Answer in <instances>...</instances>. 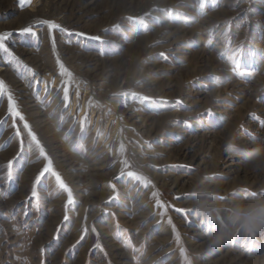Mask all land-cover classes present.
I'll return each mask as SVG.
<instances>
[{"label":"rangeland","instance_id":"rangeland-1","mask_svg":"<svg viewBox=\"0 0 264 264\" xmlns=\"http://www.w3.org/2000/svg\"><path fill=\"white\" fill-rule=\"evenodd\" d=\"M139 16L144 25L128 19ZM43 20L71 33L53 30L55 52ZM29 26L35 34L20 31ZM5 32L20 62L0 51V79L73 189L74 204L64 221L66 194L50 177L31 197L44 161L27 151L26 134L21 150L0 97V264H184L181 247L193 264H264V236L250 250L242 236L210 247L194 215L169 208L161 217L151 197L155 190L166 206L200 213L247 211L245 190L264 188V165L243 159L253 144L264 145V0H0ZM233 53L240 74L229 71ZM57 57L73 73L67 108ZM129 90L170 103L153 111L113 95ZM232 138L236 147L225 149ZM120 143L129 170L152 181L147 188L117 179ZM218 229L212 220L211 233Z\"/></svg>","mask_w":264,"mask_h":264},{"label":"snow or ice","instance_id":"snow-or-ice-1","mask_svg":"<svg viewBox=\"0 0 264 264\" xmlns=\"http://www.w3.org/2000/svg\"><path fill=\"white\" fill-rule=\"evenodd\" d=\"M31 0H19V3L21 5L29 4ZM203 2V0H201ZM130 21H133L139 25L145 24L144 16L139 17H128ZM42 25L47 26L49 37L52 39V47L53 51L55 52V38L53 37V30L60 29L61 31L65 33H69L68 29H62L61 26L52 21V20H43L40 21ZM119 25H114L113 28H118ZM22 33L26 34H35L33 32V27H24L20 29ZM11 35L9 32H5L0 34V51L6 53L8 56H10L13 60H16L17 63H19L18 57L15 56V54L9 49L7 46V39ZM71 35V33H69ZM76 36L83 37L87 40L92 41H98L102 42V39L100 36H90L87 35L84 32H77L75 33ZM161 56L164 55V53H160ZM235 56V53H233V56H230L228 58V62L232 65V67L229 69V71L233 73L240 74V68L241 65L238 61H236L233 57ZM56 64L59 66L60 74L64 77H67V80L63 81V102L65 108L69 105V86L73 82V73L65 67V65L60 61V59L57 57ZM31 71V69H29ZM213 81L220 80V77H210ZM137 83H140V81H137ZM113 95L117 97H128L132 100L138 102L139 104L144 105L145 107L149 108L150 110L157 111V105H167L170 102L165 100L164 98H154L149 95H144L135 91H121L118 93H114ZM77 96H79V91H77ZM0 97H5L7 101V114L12 119V125L11 127L15 130V136L19 138L20 148L21 150L25 147V139L24 135L26 134L27 137V151L29 153H37L39 157L43 158V166L38 171V173L34 177V181L32 183L31 187V197L36 198L37 197V188L38 185H40L46 177H50L54 180L55 185L58 187L60 191H62L64 194H66V200L64 202V208H65V214H64V221H67L69 219L68 216V210L69 206L74 204V193L73 189L69 186V184L63 179L61 173L56 169L54 166V161L50 157L49 153L46 151L44 144L41 142V140L38 138L37 133L33 130L29 122L26 120L25 116L23 115L22 111L20 110V107L17 103V101L14 98L13 93L10 91L8 86L6 85L5 81L0 79ZM177 105L181 103V101L177 100L175 102ZM209 115H212L211 109L207 110ZM87 119V112H85L84 116L80 119V128L83 131L85 128V123ZM22 123V129L18 126L17 122ZM185 125H188V121L185 120L183 122ZM260 125L264 127V120L260 121ZM99 135V132L97 133ZM250 136L251 139H256V137L251 136L250 133H246ZM149 143V142H145ZM111 151V149H109ZM125 154V145L123 143H120L119 147L116 149V155L119 157V178L127 177L131 181L138 182L143 187L147 188L149 185L152 184V181L148 179L145 175L139 173L138 171L129 170L130 169V162L127 158L124 156ZM20 155V152H17V156ZM113 163H116V161H113ZM13 175V160H9L7 162V176L11 178ZM109 186L112 188L114 194L116 192V185L114 183L109 182ZM188 194H185L187 196ZM258 195L257 192L248 191L245 190V196L248 197H256ZM151 197L155 198V205L161 210L159 212V215L161 217L165 216L166 212L169 210H174L177 213L183 214L185 218H187L190 215H194L198 221L199 224L197 227L200 228L201 231H204L206 234L211 233L212 229V221L210 219H207L203 213L200 212H194L192 209H185V208H176L175 205H168L166 206L165 203L159 198V193L157 191L151 192ZM175 199H180L181 197L177 196L174 197ZM113 197H109V200H112ZM220 199H224L223 197H220ZM189 224H191V221H187ZM168 223L172 224L171 217L168 218ZM173 231L175 232V226L173 225ZM87 232V229H83L81 239L84 238V234ZM92 232H96L95 227L92 228ZM243 237L244 240V246L246 250H250L252 246V242L255 241L256 235L246 234L237 232V234L231 238V240H236L238 237ZM79 242V241H78ZM176 242L180 243V236L179 234H176ZM95 248L100 249L103 251L102 245L97 242L94 246ZM180 255L183 257L184 264H193L192 259L188 256L186 249L184 247H181L179 249Z\"/></svg>","mask_w":264,"mask_h":264},{"label":"clouds","instance_id":"clouds-1","mask_svg":"<svg viewBox=\"0 0 264 264\" xmlns=\"http://www.w3.org/2000/svg\"><path fill=\"white\" fill-rule=\"evenodd\" d=\"M224 147L225 149L236 147L234 138L226 141ZM243 159L247 166L264 165V145L253 144L244 153ZM215 187L218 188L217 185ZM257 193L256 197L249 198L252 203L247 211H241L238 207L202 209L207 219L219 221V229L207 236L206 244L208 246H219L234 237L237 232L264 236V188H261ZM216 199H219L218 195ZM221 213L225 215L221 216Z\"/></svg>","mask_w":264,"mask_h":264}]
</instances>
